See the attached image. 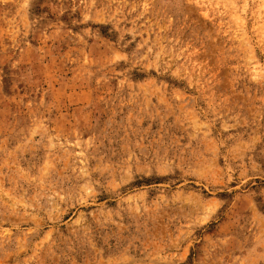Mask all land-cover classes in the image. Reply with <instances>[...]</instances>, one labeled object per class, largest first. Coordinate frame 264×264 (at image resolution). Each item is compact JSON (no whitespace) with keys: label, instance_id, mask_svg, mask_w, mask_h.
<instances>
[{"label":"rangeland","instance_id":"1","mask_svg":"<svg viewBox=\"0 0 264 264\" xmlns=\"http://www.w3.org/2000/svg\"><path fill=\"white\" fill-rule=\"evenodd\" d=\"M0 264H264V0H0Z\"/></svg>","mask_w":264,"mask_h":264}]
</instances>
